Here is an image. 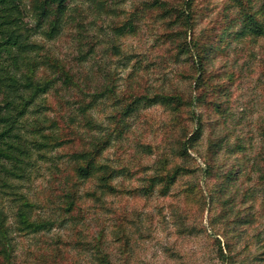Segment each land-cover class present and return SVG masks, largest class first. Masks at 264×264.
I'll list each match as a JSON object with an SVG mask.
<instances>
[{
  "label": "rangeland",
  "instance_id": "374dc122",
  "mask_svg": "<svg viewBox=\"0 0 264 264\" xmlns=\"http://www.w3.org/2000/svg\"><path fill=\"white\" fill-rule=\"evenodd\" d=\"M37 3L51 85L11 185L48 229L0 264H264V0H67L54 38Z\"/></svg>",
  "mask_w": 264,
  "mask_h": 264
},
{
  "label": "trees",
  "instance_id": "16d2710c",
  "mask_svg": "<svg viewBox=\"0 0 264 264\" xmlns=\"http://www.w3.org/2000/svg\"><path fill=\"white\" fill-rule=\"evenodd\" d=\"M66 2L38 0L36 11L39 22L49 18L53 12L52 6L56 7L54 13L58 19L51 25V38L59 33L60 17L65 13ZM253 34L264 36V29H253ZM38 48L39 45L33 42L29 34L22 0H0V252L6 260L11 257L15 234L48 229L47 225L33 219L35 204L25 193L18 192L15 185H11L14 180L25 181L29 178L33 152L41 146L34 138L40 133L39 122H29L28 118L36 110L38 98L47 93L51 85L50 81L42 82L35 77V68L45 63L43 59H36ZM171 101L185 103L181 97H171ZM181 170L174 171L172 183L177 180ZM88 171L84 173L85 177L89 176ZM170 186L173 185H168L165 193ZM256 196L259 206L264 204V195L259 198L257 193ZM259 217H253V221ZM11 219L13 223H10ZM220 256L224 260L227 258L226 247L221 243Z\"/></svg>",
  "mask_w": 264,
  "mask_h": 264
}]
</instances>
